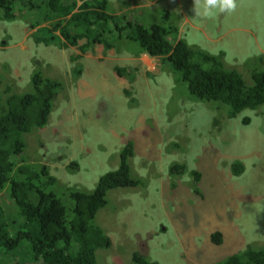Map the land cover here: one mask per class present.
Here are the masks:
<instances>
[{
  "label": "rangeland",
  "instance_id": "374dc122",
  "mask_svg": "<svg viewBox=\"0 0 264 264\" xmlns=\"http://www.w3.org/2000/svg\"><path fill=\"white\" fill-rule=\"evenodd\" d=\"M109 1L111 13L130 18L171 13L178 39L224 51L231 68L264 56V0H236L231 13L207 14L201 7L199 16L195 0ZM22 10L0 21L5 87L25 91L36 69L62 82L48 124L27 137L24 162L45 165L63 185L90 191L134 143L133 175L146 185L109 194L99 218L112 243L106 264H130L135 251L162 264H215L264 247V106L230 118L227 108L194 101L160 57L136 56L135 47L95 43L84 50L86 39L76 45L64 39L63 48L38 43L33 34L50 23L33 27L35 13ZM117 67H127V76ZM174 164L186 171L172 187ZM218 231L221 244L212 239ZM18 259L11 255L6 264Z\"/></svg>",
  "mask_w": 264,
  "mask_h": 264
},
{
  "label": "trees",
  "instance_id": "16d2710c",
  "mask_svg": "<svg viewBox=\"0 0 264 264\" xmlns=\"http://www.w3.org/2000/svg\"><path fill=\"white\" fill-rule=\"evenodd\" d=\"M27 9L35 13L36 42L67 47L86 39L87 49L101 43L106 49L135 47L133 54L160 57L168 71L189 97L228 109L230 118L243 110L264 106V56L246 58L243 67L231 68L224 51L210 52L187 39H178L179 25L171 23V13L159 11L157 18L143 14L130 18L110 11L109 0H0V21H12ZM59 31L60 34H56ZM127 67H117L127 76ZM0 71V253L1 262L14 255L22 257L13 264L29 260L40 264H106L105 250L111 238L99 222L118 190L144 188V180L133 175L131 160L134 143L129 141L120 154V165L104 174L90 191L63 185L47 166L24 162L27 137L34 129L45 127L54 109L62 82L36 69L30 86L13 92L4 84ZM185 86H184V85ZM3 85V86H2ZM76 162L70 164L74 165ZM243 168L240 164L238 169ZM171 186L175 187L186 165L171 166ZM195 183L200 173L194 172ZM222 233L212 235L222 243ZM249 246V245H248ZM17 249L24 250L22 255ZM105 259V261H104ZM130 264H162L139 251ZM215 264H264V247L236 253Z\"/></svg>",
  "mask_w": 264,
  "mask_h": 264
},
{
  "label": "clouds",
  "instance_id": "9594fccd",
  "mask_svg": "<svg viewBox=\"0 0 264 264\" xmlns=\"http://www.w3.org/2000/svg\"><path fill=\"white\" fill-rule=\"evenodd\" d=\"M201 7L207 14H211V10H218L219 13H231L236 7V0H204L201 6L200 0H195L194 12L196 15H201Z\"/></svg>",
  "mask_w": 264,
  "mask_h": 264
}]
</instances>
